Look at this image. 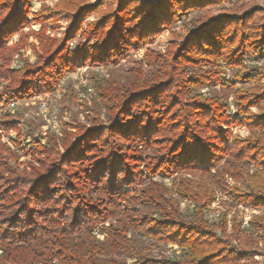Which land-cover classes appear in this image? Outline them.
Instances as JSON below:
<instances>
[{
  "label": "trees",
  "instance_id": "16d2710c",
  "mask_svg": "<svg viewBox=\"0 0 264 264\" xmlns=\"http://www.w3.org/2000/svg\"><path fill=\"white\" fill-rule=\"evenodd\" d=\"M32 1L0 0V83L9 80L0 101L4 94L18 100L51 92L79 58L116 63L190 12L241 0H108L105 9L58 0L37 12ZM97 11L86 41L72 50L69 41ZM63 14L78 25L69 24L62 37L47 35V24ZM33 23L42 30L24 31ZM16 34L21 41L10 45ZM31 36L39 40V47L32 44L37 62L12 68ZM156 59L148 80L101 86L107 123L76 124L61 139L34 137L28 148L19 140L28 163L0 142V264H262L256 256L264 254V7L200 18ZM226 68L236 69L237 80L251 79L234 91L236 116L219 94L199 91L235 85L225 81ZM19 125L0 120V129ZM236 125L249 134L234 133ZM158 177L171 178L172 187ZM213 181L233 205L262 212L248 227L226 212L210 221ZM181 199L192 210H183ZM145 239L176 249L154 255Z\"/></svg>",
  "mask_w": 264,
  "mask_h": 264
},
{
  "label": "rangeland",
  "instance_id": "374dc122",
  "mask_svg": "<svg viewBox=\"0 0 264 264\" xmlns=\"http://www.w3.org/2000/svg\"><path fill=\"white\" fill-rule=\"evenodd\" d=\"M151 1L155 2L156 0ZM57 2L58 0H33L32 12L39 11L43 5L52 8ZM97 2L101 3V8L105 9L106 6L103 4L108 2V0H87L89 5H94ZM252 6L264 7V0L226 2L209 6L204 11L190 12L170 29L157 34L153 40L131 48L126 56L116 63L96 66L85 63L82 58L77 59L75 68L68 72L51 92L37 93L31 97L18 100L11 99L9 95L4 94L0 101V120L5 118L17 120L20 122V128L10 130L0 129V142L7 144L12 150L17 151L20 154L21 160L28 163V161L32 160L31 155L26 153V148L19 147V140L23 146L28 148L34 137L40 138V136H43L44 138L41 140L46 141L49 135H55L58 139H61L66 132L75 131L76 129L73 126L76 124L81 123L87 126H94L98 121L107 123L109 117L106 112V101L103 100L100 94L101 86L107 87L109 82H114L119 87L125 89L131 87L134 82L150 79L159 67L158 59L160 57L156 59L158 55L166 53L170 44L179 34L186 36L194 28L195 21L205 18V16L218 17L232 12H244ZM100 17L101 12L97 11L88 15L83 20L80 30L69 41V46L72 50L78 49L79 44L86 41L85 30L87 22H96ZM77 19L69 20L67 15L63 14L61 19L56 21L55 24L48 23L45 32L49 36L62 37L66 34L68 25L76 24ZM30 29L41 31L42 24L33 23L30 27L24 28V31L29 32ZM20 38L21 34H16L11 38L9 44L12 45L20 42ZM32 44L39 47V40L34 36L29 37L25 44H21L20 52L15 54L9 66L12 68L23 67L26 60L30 63H36L38 59L37 53H35ZM252 61L254 62V60ZM235 72L236 69L226 68L223 74L226 82L232 81L235 85L231 84L229 87H224L218 84L217 86L199 88V91L205 96L216 93L220 95L221 99L227 100L230 105L229 112L233 116L237 115V108L234 104V91L237 88H241L243 84L246 86H250L251 84V79L237 80ZM8 82L9 80L5 79L1 81L0 91L5 88ZM251 109L253 113L259 111L257 106ZM27 133L30 135L26 136ZM234 133H239L245 137L249 134V129L246 125H236L234 126ZM60 143L62 144V140H60ZM145 153H155V151H147ZM184 175L190 178L193 177V175H186L184 172H181L179 176ZM157 179L164 181L169 187H172L171 178L158 177ZM229 182L234 183L232 179H229ZM212 187L216 189V199L206 213L210 221H217L219 215L226 212L229 219L233 218L244 227H248L249 220L254 215L262 212V210H255L244 204L235 206L230 203L229 197L222 192V189L217 184H214V181L212 182ZM180 205L183 210H192L193 208V204L184 199H181ZM231 226L232 224H230V229ZM98 236L100 238L104 237L101 233ZM141 244L151 250L154 255H159L160 253L172 254V250L176 249V246L173 245H155L148 239L141 240ZM256 259L264 264V254L257 255Z\"/></svg>",
  "mask_w": 264,
  "mask_h": 264
}]
</instances>
